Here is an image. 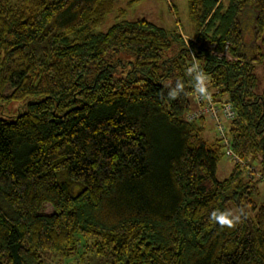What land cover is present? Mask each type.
<instances>
[{
    "label": "trees",
    "instance_id": "16d2710c",
    "mask_svg": "<svg viewBox=\"0 0 264 264\" xmlns=\"http://www.w3.org/2000/svg\"><path fill=\"white\" fill-rule=\"evenodd\" d=\"M114 3L0 0V101L24 103L0 118V264H51L43 254L83 247L110 264H264L260 180L245 181L235 164L218 181L220 144L203 138L204 119L183 120L192 80L178 30L123 19L92 31ZM248 6L260 56L246 52ZM187 9L191 51L236 112L232 151L264 175V87L255 92L264 0H187ZM208 43L218 53L228 43L235 61ZM177 80L186 94L170 100ZM230 203L246 218L232 229L211 223Z\"/></svg>",
    "mask_w": 264,
    "mask_h": 264
},
{
    "label": "rangeland",
    "instance_id": "374dc122",
    "mask_svg": "<svg viewBox=\"0 0 264 264\" xmlns=\"http://www.w3.org/2000/svg\"><path fill=\"white\" fill-rule=\"evenodd\" d=\"M127 2L129 3L127 4ZM247 9L252 8L248 6L243 11V21L245 22V24L243 23V27L245 29L244 32L246 37V52L248 54L251 52L252 55L259 53L260 56L262 52L260 42L259 40L253 39L251 32L249 31L251 28L250 22L248 23L246 21L248 18L251 19V15L245 13ZM123 19L129 21L144 19L159 27H162L169 33L172 30L177 29L181 39L183 40L182 36H184L187 41L185 46L192 50L193 45L194 47L198 45L196 38L197 35H195V27L188 14L187 0H115L113 10L105 17L104 21L100 25L91 30L94 32H105L113 23ZM191 40L192 45L190 44ZM210 44L212 43L206 44L205 48L210 46ZM254 47L255 49L257 48V52L254 51ZM208 51H210V48ZM224 56L226 61H235L228 51ZM255 73L257 76V87L255 92L260 94L264 87V59L257 60ZM10 91L11 87H8L5 91V94H9ZM23 104V102H9L6 100L0 101V118L5 119L7 117L16 115L22 110ZM203 138L208 142H213L214 139L217 140L214 129L211 123L207 120H205ZM233 165L235 164L231 160L221 156L217 163L216 179L218 181L225 179L229 175ZM249 166L252 169L251 171L245 170V181L250 179L260 180L261 183L258 185L260 194L257 201L264 202V183H262L263 180L261 177L263 174H261L259 171L260 166L257 164V162L252 163ZM228 206L230 210L236 211L233 204L230 203ZM45 211L46 213L51 212L50 208L45 209ZM43 257L48 263L51 264H110L108 253L97 256L92 251H88L85 247L78 249L77 255L74 256L72 255L69 257H63L58 255L57 258L54 254L45 253L43 254Z\"/></svg>",
    "mask_w": 264,
    "mask_h": 264
},
{
    "label": "built area",
    "instance_id": "2783aa9c",
    "mask_svg": "<svg viewBox=\"0 0 264 264\" xmlns=\"http://www.w3.org/2000/svg\"><path fill=\"white\" fill-rule=\"evenodd\" d=\"M183 41L186 45V39L182 36ZM192 41V40H191ZM228 43H226L223 51L218 53L214 50L215 44L212 43L210 46H207V49L210 48L211 53L217 55L218 57H222L228 51ZM190 54V60L188 61V68L192 66L194 61H197L193 52L189 47L186 46ZM225 57V56H224ZM201 68V67H200ZM209 78V77H208ZM210 82V79H209ZM209 91L212 94L211 101L200 99L191 91L190 100L191 107L184 114L183 120L192 123L196 122L199 119L207 120L211 123L215 135L217 137V141L220 144L223 152V156L227 159L231 160L234 164H240L245 168V170L251 171L249 164L247 162L241 161L238 156L234 154L231 148V140L228 134V127L232 120L236 117L235 109L233 108L232 103L229 99L220 94L218 89H215L209 83ZM261 176V175H260ZM262 177V183H264V175Z\"/></svg>",
    "mask_w": 264,
    "mask_h": 264
},
{
    "label": "clouds",
    "instance_id": "9594fccd",
    "mask_svg": "<svg viewBox=\"0 0 264 264\" xmlns=\"http://www.w3.org/2000/svg\"><path fill=\"white\" fill-rule=\"evenodd\" d=\"M187 75L191 77L192 90L195 96L200 99L211 101L212 94L209 91V78L208 75L200 68L198 61H194L192 66L187 69ZM182 94L186 93L184 84L180 80H177L174 86H168L167 97L170 100H176ZM243 218H246V213L243 208H240L236 211H213L210 214L209 220L211 223L218 225L221 229H232L241 223Z\"/></svg>",
    "mask_w": 264,
    "mask_h": 264
}]
</instances>
